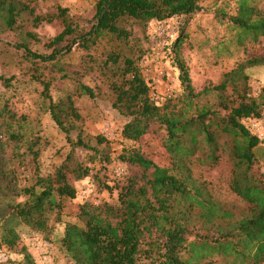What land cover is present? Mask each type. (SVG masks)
Returning <instances> with one entry per match:
<instances>
[{
  "label": "trees",
  "instance_id": "1",
  "mask_svg": "<svg viewBox=\"0 0 264 264\" xmlns=\"http://www.w3.org/2000/svg\"><path fill=\"white\" fill-rule=\"evenodd\" d=\"M199 1L97 0L93 18L82 25L63 7H58L54 14L41 15L26 0H0V34L16 31L24 16L34 26L42 21L60 20L62 29L46 43L47 53L30 48L29 41L37 40V36L29 30H22L20 39L6 44L29 62L30 66L22 73L41 86L45 110L64 132L69 145L52 172L36 171L32 181L23 184L15 163H21L24 153L17 149L13 155H7L6 149L10 145L14 150L25 142V153L36 158L37 140L25 139L21 125L12 124L16 119L12 111L8 108L0 111V117L6 119L0 121L1 249L18 244L19 225H26L35 233L50 234L53 223L62 221L64 203L76 196L74 181L90 175L89 163L103 165L109 161L106 139L100 134L91 137L84 133L75 105L74 95L92 99L96 96L95 89L81 81L79 71H70L62 63L74 47L88 51L107 37L117 41L123 50L126 46L127 51L113 48L100 61L89 56L90 60H86L95 64L87 65V71L94 70L96 65L110 90L112 107L126 118L122 138L138 140L148 133L162 132L160 138L172 163L160 164L139 147L123 148L119 157L128 172L112 186L101 181L109 192H116L114 201L79 204L78 221L64 224L59 241L68 263L212 264L216 253L240 264L264 261V174L256 168L254 154L260 141L243 124L244 118L264 114V85L258 96H253L245 82L240 88L237 77H233L245 79L244 68L264 64V57L247 59L237 70L226 72L218 84L204 86L197 92L179 55L181 38H178L172 50L184 92L157 103L150 96L138 65L142 54L133 53L129 45L131 30L127 25L146 26L152 20L186 17L184 29L186 19L200 10ZM256 13L253 6L241 3L230 20L242 32L257 38L264 35V17L253 19ZM50 66L58 69L59 77ZM15 79L14 75L0 74V86L8 88ZM60 79L72 83L74 91L53 96L52 90L59 89ZM214 92L217 103L210 104L204 97ZM202 144L206 145L204 156L196 157L201 163L214 164L221 153L227 155L231 162L229 187L247 206L245 215L231 229L216 225L213 219L232 221L233 212L203 196L199 187L190 185L189 168L179 172L174 163L189 160ZM78 153H85L87 159H79ZM16 196L23 199L8 201ZM23 263L35 261L26 254Z\"/></svg>",
  "mask_w": 264,
  "mask_h": 264
},
{
  "label": "rangeland",
  "instance_id": "2",
  "mask_svg": "<svg viewBox=\"0 0 264 264\" xmlns=\"http://www.w3.org/2000/svg\"><path fill=\"white\" fill-rule=\"evenodd\" d=\"M26 1L34 7L36 14H54L58 7H63L79 24L87 25L94 16L97 0ZM241 3L256 9L257 13L253 15V19L259 16L264 17V0H200V10L186 19L184 29L183 22L186 17H173L160 22L152 20L146 26L127 25V28L131 30L129 37L131 51L136 55L142 54L138 65L149 86V94L155 102L162 103L165 99L178 97L184 92L180 71L173 59L172 45L178 38H181L179 55L188 67L190 83L197 92L204 86L218 84L226 72L237 70V67L247 59L255 56L264 57V35L254 38L242 32L230 20V16L238 12ZM27 17L24 16L20 20V28L16 31L0 34V74L16 76L8 88L0 86V111L3 113V108L12 111L16 118L12 124L21 125L19 128L24 133L25 139L37 140L34 144L36 158H33L32 154L25 153V142L22 145L19 144L14 150L10 145L6 149L7 155L8 153L13 155L17 149L24 153L21 163H15L20 182L23 184H29L36 171L40 174L52 172L69 150L64 132L45 110L44 101L40 96L41 86L22 73L30 66L29 62L21 56L20 52L6 44V42L20 39L19 33L22 30H29L37 36V40L29 41L30 48L40 53H47L49 49L46 43L61 31L62 25L59 19H53L50 22L42 21L34 26ZM116 47L122 49L117 41L105 37L88 51L74 47L72 52L62 60L65 68L70 71H79L81 76L78 77L81 81L95 89L96 96L92 99L84 95H74L75 105L81 115L79 123L84 133L91 137L100 134L106 139L109 161L103 165L89 163L92 168L90 175L74 181L76 196L64 203L62 221L53 223V231L50 234L46 236V233H35L30 227L19 225L18 244L12 248H2L6 259H0V264H24V256L30 255L28 239L33 234H39L48 242V250L55 260L68 263L69 259L59 241L64 224L78 221L76 212L79 204L99 203L103 200L114 201L116 192H109L101 185V181L112 186L128 172L127 166L119 157L123 148L139 147L160 164L172 163V158L165 150L160 138L162 132L159 135L151 132L138 140L122 138L121 128L126 118L112 107L110 90L105 78L97 71L96 65L94 70L86 69L87 65L95 64L92 60L91 63L86 60L89 56L100 61L106 56V52ZM123 51H127L126 46ZM50 69L57 77L60 76L57 68L50 66ZM243 74L246 76L245 79H242V76L233 75L237 77V85L242 88V82H245L250 94L258 96L264 85V64L246 67ZM57 87L59 89L52 90L53 96L74 91L72 83L61 79L58 80ZM216 94L214 92L204 99H207L210 104H216L218 99ZM4 120H6L4 117H0L1 122ZM204 150L206 145L202 144V148L196 149L189 160L181 159L174 163L178 166L179 172L189 168L190 180L188 181L190 185L199 187L203 196L218 202L221 208L233 212L232 221L213 219L216 225L231 229L245 215L247 206L229 187L231 162L227 155L221 153L214 164L207 161L201 163L196 157L202 158ZM254 154L257 160L256 168L264 174V142H260L254 148ZM77 157L87 159L85 153H78ZM22 199L23 197L16 196L8 201ZM210 232L213 230L211 229ZM212 259L214 260L212 264H240L238 261L233 262V258H226L218 253L213 254ZM260 264H264V261Z\"/></svg>",
  "mask_w": 264,
  "mask_h": 264
},
{
  "label": "built area",
  "instance_id": "3",
  "mask_svg": "<svg viewBox=\"0 0 264 264\" xmlns=\"http://www.w3.org/2000/svg\"><path fill=\"white\" fill-rule=\"evenodd\" d=\"M243 124L251 134L257 137L260 142H264V114L244 118ZM27 245L29 247V253L33 257L35 264H69L55 260L48 250V242L40 237L39 234H33L30 236ZM0 259H6L5 253L1 248Z\"/></svg>",
  "mask_w": 264,
  "mask_h": 264
}]
</instances>
